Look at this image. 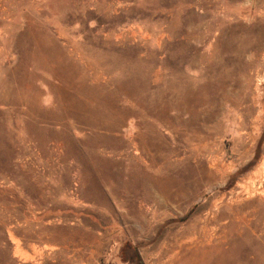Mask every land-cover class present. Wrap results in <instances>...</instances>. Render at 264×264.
I'll return each instance as SVG.
<instances>
[{"label":"rangeland","instance_id":"rangeland-1","mask_svg":"<svg viewBox=\"0 0 264 264\" xmlns=\"http://www.w3.org/2000/svg\"><path fill=\"white\" fill-rule=\"evenodd\" d=\"M0 264H264V0H0Z\"/></svg>","mask_w":264,"mask_h":264},{"label":"bare ground","instance_id":"bare-ground-1","mask_svg":"<svg viewBox=\"0 0 264 264\" xmlns=\"http://www.w3.org/2000/svg\"><path fill=\"white\" fill-rule=\"evenodd\" d=\"M181 243V242H180ZM178 246V245H177ZM179 247V249L181 248V246H178Z\"/></svg>","mask_w":264,"mask_h":264}]
</instances>
